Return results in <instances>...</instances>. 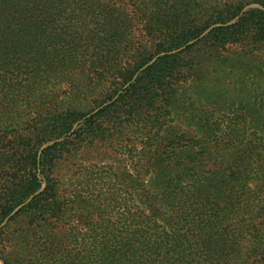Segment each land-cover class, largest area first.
<instances>
[{"label": "trees", "instance_id": "1", "mask_svg": "<svg viewBox=\"0 0 264 264\" xmlns=\"http://www.w3.org/2000/svg\"><path fill=\"white\" fill-rule=\"evenodd\" d=\"M251 2L264 6V0H0V137L9 139L0 150V241L12 236L3 222L44 182L43 191L10 221L27 213L42 228L34 233L52 237L51 225L58 227L68 210L52 176L58 153L66 144L105 136V117L119 113L128 117V131L140 136L146 167L144 178L134 180L140 206L113 221L107 199L76 194L70 210L83 227L67 230L62 224L59 243L65 248L48 250L45 264H264V135L249 139L242 128L222 133L200 108L205 100L191 97L187 112L201 124L196 129L200 140L172 143V127H166V119L181 106L179 80H174L194 50L209 49L212 54L202 61L206 66L229 60L233 66L258 67L252 59L222 53L243 33L249 48H264V10L244 11ZM134 17L143 22L150 46L134 43ZM183 46L141 70L156 53ZM107 79L112 87L104 92ZM63 85L68 95L60 99ZM121 90L87 117L92 103L103 105ZM217 98L210 94L206 101ZM40 101L43 105L36 106ZM35 107L38 118L30 117ZM249 115H260L259 109ZM38 124L61 126L65 141L39 154L40 147L32 144L35 132H29ZM180 140H186L185 134ZM44 141L38 136L39 145ZM213 165L215 170L209 169ZM71 238L77 252L68 248ZM30 249H21L22 263V254L35 260L37 253ZM13 251H0L4 264H11Z\"/></svg>", "mask_w": 264, "mask_h": 264}, {"label": "rangeland", "instance_id": "2", "mask_svg": "<svg viewBox=\"0 0 264 264\" xmlns=\"http://www.w3.org/2000/svg\"><path fill=\"white\" fill-rule=\"evenodd\" d=\"M252 8L264 10L262 4L251 2L244 7V11ZM128 12L130 13L129 10ZM240 17L241 15L235 17L227 25L236 23ZM134 20L135 25L131 29L134 43L138 48H143L141 45L150 46L151 37L149 40V36L144 31L143 22L135 17ZM219 25L221 23L211 25L198 38L189 41L187 45L204 38L214 27ZM245 37L246 33L236 36L238 41L233 40V45L227 50H223L222 53L226 58H231L230 56L233 57V54H237L242 60L252 59L257 64V68H253L247 62L233 66L229 60L219 61L218 63L216 61L209 62L207 63L208 66H206L202 61L212 54L206 47L196 49L187 55V60L183 63L186 64L185 71L181 73V76L177 75L174 80H179L177 88L182 92L179 95L181 106L177 114H172L166 119V127L169 125L172 127L168 131L169 136L172 134L169 139L172 143H194V141L200 140V135L197 134L196 129L200 128L201 124L197 123L198 121H192L187 112V108L191 107V103L187 99L188 97H191L194 102H203L205 100L203 105L199 104L200 108L207 110L215 125L218 123V127L221 128L222 133L223 131L229 132L230 129L242 128L249 139H258L264 135V131H262L264 130V48L258 50L249 48L248 44H245ZM185 47L168 49L169 51L156 53L141 70L154 64L161 56L179 53ZM200 65H204V69L200 75H197ZM203 73H205L204 76ZM111 82H113L112 79L106 80L103 85L104 92H107L108 89L111 90ZM64 87L65 85L59 87L62 88V91L61 89L59 90L60 99L68 95L67 91L64 92ZM121 92L122 90L113 99L106 100L103 105L95 106V103H92L94 108L87 117L98 112L103 106L113 102ZM210 94H218L219 98L215 99V102L206 101V98ZM95 97L96 95L92 96L91 100H94ZM256 103L258 104L257 106ZM32 104L34 105V103ZM42 105L43 102L40 101L36 106ZM195 106L197 107V104ZM254 107L259 109L260 115L251 117L249 113L254 110ZM34 110L36 113L30 115V117L35 116V118H38L36 114L40 112V109L35 107ZM105 119H107L106 123L103 124L104 128H106L105 136L101 135L98 140L91 143L86 142L88 141L86 140L83 144H66L63 147L64 150H60L58 153L61 158L52 176L59 181V188L68 210L63 222H58V227L51 225L52 231L50 235L52 237L45 238L40 233H34L35 230L40 231L42 228L36 222L32 223V216L27 213L10 221L25 205L32 201L36 194L43 191L46 182L43 183L42 188L34 195H31L22 204L18 205L3 222V225L8 223V230L12 236L0 241V251L4 254L6 250H14L11 253V264H45L44 261L49 258L47 254L48 250H53L58 248V246L62 249L65 248L62 243H59L60 239L64 237L63 231L65 227L62 224H67V230L70 226L83 227L77 221L78 217L73 215L70 210L77 202L76 194L85 197H97V199H101L102 201H106L105 199H107L108 204L111 205L109 210L112 212L113 221H117L122 216L121 214L127 211V208H131L133 211H137L139 208L141 192L139 187L134 184V180L139 181L141 178H144L143 176L146 172L145 161L140 151L142 147L139 143L140 136L135 138L131 134V131H128V128H126L128 117L126 115L111 113ZM78 124L79 121L74 124L68 136L75 131ZM122 126L125 128H121ZM61 129V126L47 127V125L41 124L29 129L31 135L32 132H35L32 135V144L40 147L39 154L47 147L65 141L66 136H61L58 132ZM255 130L259 131L257 137H254ZM134 134L139 135L137 133ZM184 134L186 140H180V137L184 136ZM38 136L45 138V141L40 145L38 144ZM8 140L0 137V150H3V144L7 143ZM135 142L139 143V149L132 150ZM212 145L213 143H211ZM196 149L200 150V144L197 145ZM211 168L215 170L214 165L209 167V169ZM16 173L18 174V172ZM113 198L115 199L112 200ZM112 206L116 207L112 208ZM85 237L88 238L89 235L85 234ZM68 240L69 242H73V244L71 242L68 248L77 252L78 246L76 248L75 246L78 244H75L72 238ZM46 247L47 249H45ZM30 248H32V252L37 253L35 260L32 261L29 256L22 254L24 257L22 263L19 260L21 249H29L31 253ZM41 255L45 256L42 257ZM0 264H4L1 258Z\"/></svg>", "mask_w": 264, "mask_h": 264}]
</instances>
